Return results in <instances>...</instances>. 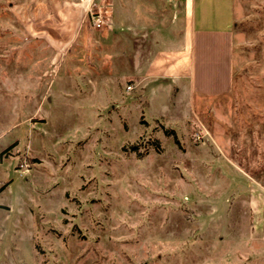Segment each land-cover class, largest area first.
I'll return each mask as SVG.
<instances>
[{"label": "rangeland", "instance_id": "obj_1", "mask_svg": "<svg viewBox=\"0 0 264 264\" xmlns=\"http://www.w3.org/2000/svg\"><path fill=\"white\" fill-rule=\"evenodd\" d=\"M66 2L87 10L60 54L32 35L68 36ZM163 4L0 0V264H264V0H235L210 98L126 80L127 18Z\"/></svg>", "mask_w": 264, "mask_h": 264}, {"label": "crops", "instance_id": "obj_2", "mask_svg": "<svg viewBox=\"0 0 264 264\" xmlns=\"http://www.w3.org/2000/svg\"><path fill=\"white\" fill-rule=\"evenodd\" d=\"M164 3L144 17L132 12L127 18L134 55L142 56L144 67L138 74L135 66L138 60H134L133 67L127 69L126 80L172 84L175 88L188 82L192 96L227 95L234 83L235 0H164ZM67 4L77 7L75 27L68 36L59 33L60 36L53 37L52 33L40 31L32 35V39H45L60 54L72 51L86 18L87 5L85 8L74 2L64 5ZM111 19L108 16L106 29ZM99 39L95 43L101 46ZM218 79L222 80V87L213 91L209 86Z\"/></svg>", "mask_w": 264, "mask_h": 264}, {"label": "built area", "instance_id": "obj_3", "mask_svg": "<svg viewBox=\"0 0 264 264\" xmlns=\"http://www.w3.org/2000/svg\"><path fill=\"white\" fill-rule=\"evenodd\" d=\"M107 18H108L107 14L105 16L101 12H99V13L97 12L96 14L91 15V25H92L93 29H95V31H100L104 27V25L107 21ZM130 89H131V87L128 86L127 90H130Z\"/></svg>", "mask_w": 264, "mask_h": 264}, {"label": "trees", "instance_id": "obj_4", "mask_svg": "<svg viewBox=\"0 0 264 264\" xmlns=\"http://www.w3.org/2000/svg\"><path fill=\"white\" fill-rule=\"evenodd\" d=\"M131 149H132V150H134V149H135V147H131ZM134 151H135V150H134Z\"/></svg>", "mask_w": 264, "mask_h": 264}]
</instances>
